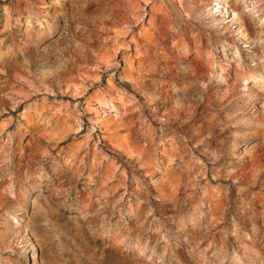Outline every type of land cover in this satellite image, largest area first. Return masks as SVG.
<instances>
[{
  "label": "rangeland",
  "instance_id": "rangeland-1",
  "mask_svg": "<svg viewBox=\"0 0 264 264\" xmlns=\"http://www.w3.org/2000/svg\"><path fill=\"white\" fill-rule=\"evenodd\" d=\"M0 264H264V0H0Z\"/></svg>",
  "mask_w": 264,
  "mask_h": 264
}]
</instances>
